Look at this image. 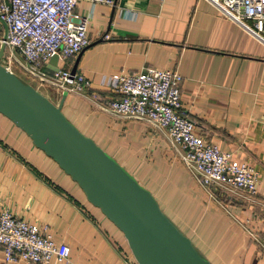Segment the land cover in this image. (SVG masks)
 Here are the masks:
<instances>
[{"label":"crops","instance_id":"1","mask_svg":"<svg viewBox=\"0 0 264 264\" xmlns=\"http://www.w3.org/2000/svg\"><path fill=\"white\" fill-rule=\"evenodd\" d=\"M74 10L87 17L88 44L44 68L52 75L76 62L96 96L66 93L65 117L150 191L211 264H264V45L208 0H77ZM144 66L181 76L179 108L192 131L257 171L253 195L215 187L208 196L164 128L101 110L102 77ZM0 196L15 216L47 225L68 246V264H137L122 233L1 113Z\"/></svg>","mask_w":264,"mask_h":264},{"label":"built area","instance_id":"2","mask_svg":"<svg viewBox=\"0 0 264 264\" xmlns=\"http://www.w3.org/2000/svg\"><path fill=\"white\" fill-rule=\"evenodd\" d=\"M76 1L0 0V18L7 27L0 63L14 73L16 67L21 73L16 74L32 81L33 85L29 83L36 89L44 84L60 92L90 95L95 101L96 94H89V83L83 75L65 67L51 75L44 68L51 55L65 60L89 42L87 17L75 12ZM208 1L223 17L264 45V0ZM180 81L175 71L152 66L103 76L101 83L108 88L109 96L99 103L100 108L118 118L164 128L170 142L178 147L183 165L208 196L214 197V186L253 195L257 171L192 131L194 122L179 108ZM261 224L264 228V215ZM0 253L3 264L69 263L68 246L55 242L47 225L38 226L15 216L2 206L1 196Z\"/></svg>","mask_w":264,"mask_h":264},{"label":"water","instance_id":"3","mask_svg":"<svg viewBox=\"0 0 264 264\" xmlns=\"http://www.w3.org/2000/svg\"><path fill=\"white\" fill-rule=\"evenodd\" d=\"M0 25L1 58L7 34L1 18ZM65 96L62 91L58 103H53L0 63V113L49 156L122 233L137 264H211L162 212L150 191L65 117L61 111Z\"/></svg>","mask_w":264,"mask_h":264},{"label":"rangeland","instance_id":"4","mask_svg":"<svg viewBox=\"0 0 264 264\" xmlns=\"http://www.w3.org/2000/svg\"><path fill=\"white\" fill-rule=\"evenodd\" d=\"M13 70L17 73V74H21L19 73L18 69L15 67L13 68ZM24 77V76H23ZM26 78V77H24ZM32 85H33V82L32 81H29ZM37 90L39 92H41L42 94H44L46 97H48L53 103H56V97H55V89L53 87H50L48 85H44V84H41L37 87ZM216 187V186H214Z\"/></svg>","mask_w":264,"mask_h":264}]
</instances>
